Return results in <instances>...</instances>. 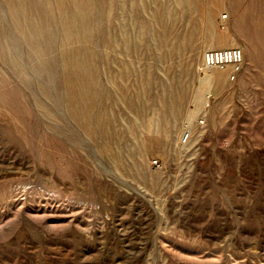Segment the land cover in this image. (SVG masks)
Returning a JSON list of instances; mask_svg holds the SVG:
<instances>
[{"label":"rangeland","instance_id":"1","mask_svg":"<svg viewBox=\"0 0 264 264\" xmlns=\"http://www.w3.org/2000/svg\"><path fill=\"white\" fill-rule=\"evenodd\" d=\"M0 264H264V0H0Z\"/></svg>","mask_w":264,"mask_h":264},{"label":"built area","instance_id":"2","mask_svg":"<svg viewBox=\"0 0 264 264\" xmlns=\"http://www.w3.org/2000/svg\"><path fill=\"white\" fill-rule=\"evenodd\" d=\"M242 61V53L239 49H219L208 50L203 53L201 62L197 70L199 73H204L212 69H223L232 66L237 71L239 64ZM233 78V75L231 76ZM156 166L158 164L154 162Z\"/></svg>","mask_w":264,"mask_h":264},{"label":"bare ground","instance_id":"3","mask_svg":"<svg viewBox=\"0 0 264 264\" xmlns=\"http://www.w3.org/2000/svg\"><path fill=\"white\" fill-rule=\"evenodd\" d=\"M170 3H171V1H169ZM70 3V2H69ZM71 8V7H70ZM73 8V7H72ZM56 12V11H55ZM156 24V23H155ZM51 25V24H50ZM60 27V26H59ZM136 27V26H135ZM154 27V26H153ZM174 27V26H173ZM167 28V30H168V26L166 27ZM135 30V29H134ZM172 34V33H171ZM164 35V34H163ZM120 36V35H119ZM121 38V37H120ZM161 39V38H160ZM131 42V41H130ZM163 42V41H162ZM58 44V43H57ZM34 45V44H33ZM159 46V45H158ZM214 46H216V45H214ZM34 47V46H33ZM224 47V46H223ZM243 47V46H242ZM28 48V47H27ZM29 49V48H28ZM209 49H210V47H209ZM212 49V48H211ZM243 50H244V48H242ZM31 51V50H30ZM63 51V50H62ZM34 52V51H33ZM33 52H32V54H33ZM196 53H199V52H196ZM195 53V54H196ZM39 56V55H38ZM196 56V55H195ZM194 56V57H195ZM198 56V55H197ZM190 57V56H189ZM194 57H192V58H194ZM198 58V57H197ZM191 59V58H190ZM189 59V60H190ZM42 60V59H41ZM192 60V59H191ZM245 63V62H244ZM246 63H248V62H246ZM249 65V64H248ZM232 68V66H229V67H226V68ZM226 68H223V69H226ZM213 70V69H212ZM211 71V70H210ZM214 71H216V72H214V74H216V75H218V74H223V72H219V71H217V70H214ZM64 80V79H63ZM220 80V79H219ZM174 81H175V79H174ZM203 82H213V79L210 77V76H207V77H205L203 80H202ZM104 82V81H103ZM201 83V82H200ZM175 84V83H174ZM181 84H183L182 82H181ZM169 85V84H168ZM177 85V84H176ZM107 86V85H106ZM174 86V85H173ZM175 87V86H174ZM108 89V88H107ZM112 89V88H111ZM109 90V89H108ZM179 90V89H178ZM160 91V90H159ZM175 91V90H174ZM180 92V91H179ZM161 93V92H160ZM172 93V92H171ZM175 93V92H174ZM104 95V94H103ZM174 97V96H173ZM104 98V97H103ZM172 98V97H171ZM176 98H177V95H176ZM98 99V98H97ZM109 100H110V98H109ZM176 100V99H175ZM176 104V103H175ZM174 104V105H175ZM44 109V108H43ZM43 112H44V110H43ZM49 112V111H48ZM108 112V111H107ZM44 114V113H43ZM45 114H47V113H45ZM44 114V115H45ZM51 114V113H50ZM109 116V115H108ZM49 118V117H48ZM132 120V119H131ZM184 123V122H183ZM112 126V125H111ZM177 129V128H176ZM97 130V129H96ZM102 130V129H101ZM112 131V130H111ZM175 132H176V130H175ZM180 134H178V136H179ZM188 136H189V134H188ZM187 137V136H186ZM175 140H177V139H175ZM177 142V141H176ZM179 142V141H178ZM177 145V144H176ZM178 147V146H177Z\"/></svg>","mask_w":264,"mask_h":264}]
</instances>
